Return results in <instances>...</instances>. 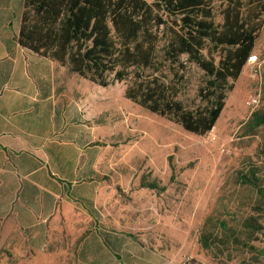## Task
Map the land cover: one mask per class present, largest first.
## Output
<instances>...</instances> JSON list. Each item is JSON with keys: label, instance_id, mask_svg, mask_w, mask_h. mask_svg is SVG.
Returning <instances> with one entry per match:
<instances>
[{"label": "rangeland", "instance_id": "rangeland-1", "mask_svg": "<svg viewBox=\"0 0 264 264\" xmlns=\"http://www.w3.org/2000/svg\"><path fill=\"white\" fill-rule=\"evenodd\" d=\"M252 56L258 60L230 81L224 109L203 137L125 99L124 83L101 88L64 66L62 80H78L91 102L87 125L99 128L97 186L106 191L110 231L123 232L129 248L158 254V264H264V125L255 123L264 117V29ZM180 74L173 80L183 105H209L198 97L205 73L187 63ZM253 96L259 103L249 106Z\"/></svg>", "mask_w": 264, "mask_h": 264}, {"label": "crops", "instance_id": "crops-1", "mask_svg": "<svg viewBox=\"0 0 264 264\" xmlns=\"http://www.w3.org/2000/svg\"><path fill=\"white\" fill-rule=\"evenodd\" d=\"M24 3L0 0V264H158L110 231L91 102L19 44Z\"/></svg>", "mask_w": 264, "mask_h": 264}, {"label": "trees", "instance_id": "trees-1", "mask_svg": "<svg viewBox=\"0 0 264 264\" xmlns=\"http://www.w3.org/2000/svg\"><path fill=\"white\" fill-rule=\"evenodd\" d=\"M263 29L264 0H25L19 44L100 87L124 83L125 99L203 137ZM187 63L208 77L198 97L209 105L195 110L173 80Z\"/></svg>", "mask_w": 264, "mask_h": 264}, {"label": "built area", "instance_id": "built-area-1", "mask_svg": "<svg viewBox=\"0 0 264 264\" xmlns=\"http://www.w3.org/2000/svg\"><path fill=\"white\" fill-rule=\"evenodd\" d=\"M257 60H258V57L257 56H250L249 57V60H248V64L255 63ZM258 103H259V100H258V98L256 96L251 97L248 100V102H247V104L249 106H256V105H258Z\"/></svg>", "mask_w": 264, "mask_h": 264}]
</instances>
